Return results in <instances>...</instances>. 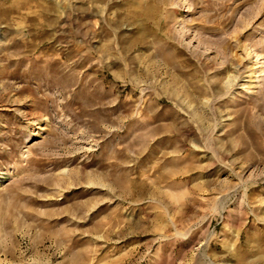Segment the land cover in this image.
<instances>
[{
	"label": "rangeland",
	"instance_id": "374dc122",
	"mask_svg": "<svg viewBox=\"0 0 264 264\" xmlns=\"http://www.w3.org/2000/svg\"><path fill=\"white\" fill-rule=\"evenodd\" d=\"M0 264H264V0H0Z\"/></svg>",
	"mask_w": 264,
	"mask_h": 264
}]
</instances>
